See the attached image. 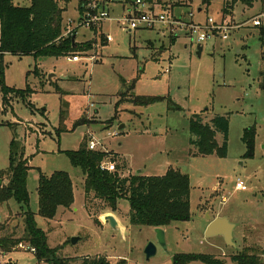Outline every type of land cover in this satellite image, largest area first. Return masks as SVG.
Wrapping results in <instances>:
<instances>
[{
  "label": "rangeland",
  "instance_id": "obj_1",
  "mask_svg": "<svg viewBox=\"0 0 264 264\" xmlns=\"http://www.w3.org/2000/svg\"><path fill=\"white\" fill-rule=\"evenodd\" d=\"M56 1L64 9L62 35H71L74 44L84 46L69 55L79 61L68 62V56L35 59L5 54L4 84L22 94L11 93L3 103L0 93V173L8 166L9 143L15 138L28 160V207L50 248H57L62 258L78 259V264L85 258L107 264H172L176 254L211 255L235 264L231 257L246 249L264 259V92L259 78L264 34L251 24L264 13V0H254L251 6L240 0L149 1L155 13L171 8L188 23L203 25L210 18L229 29L227 40L214 36L204 42L183 31L177 37L160 28L128 31L119 20L132 9L131 0ZM82 1L85 6L80 11ZM92 2L109 16L98 29L85 27L80 20ZM225 2L232 8L222 13ZM14 3L28 6L29 0ZM107 35L111 41L104 43ZM134 97L163 100L135 106ZM195 115L203 124L217 116L228 119L225 157L190 153L189 118ZM251 127L255 128L253 157L245 158L242 137ZM89 139L109 160L126 162L124 176L138 171L143 176H162L168 169L188 176L190 219L162 228L165 248L158 243L156 229L130 225L127 200L117 202L119 214H105L98 224L88 215L82 171L71 166L66 152L77 151ZM215 139L219 146L223 143L221 135ZM54 172L69 176L74 199L70 210L59 209L55 219L45 220L37 215L36 189L40 174L48 177ZM237 181L246 186L245 191L235 188ZM19 212L11 202L8 208L0 206L2 225L16 236L22 232ZM206 214L211 220L216 215L227 218L235 226V248L221 237H205ZM108 215L117 227L104 222ZM149 243L156 252L146 259ZM7 260L39 264L22 250L8 253Z\"/></svg>",
  "mask_w": 264,
  "mask_h": 264
},
{
  "label": "trees",
  "instance_id": "obj_2",
  "mask_svg": "<svg viewBox=\"0 0 264 264\" xmlns=\"http://www.w3.org/2000/svg\"><path fill=\"white\" fill-rule=\"evenodd\" d=\"M240 1L251 6L254 0ZM58 3L56 0H29L28 6H21L15 4L14 0H0V93L3 103H7L9 94L16 92L4 84L3 55H31L35 59L59 58L83 50L84 46L78 43L73 46L71 35H62L64 9ZM84 6L83 1L80 2V11ZM231 8L232 5L225 2L222 13H227ZM258 30L260 35L264 34L263 27ZM261 59L264 65V53ZM259 78L260 89L264 92V66ZM162 100L163 98L134 97L131 103L135 106H146ZM60 116L63 122L62 113ZM228 125V119L222 116L214 117L208 124H203L199 115L190 117L189 132L192 138L189 145L193 149H190V153L225 157ZM59 128L57 133L60 132ZM218 134L223 137L220 146L215 139ZM254 139L255 128L245 129L242 137L246 147L245 158L253 157ZM66 155L71 166L82 171L84 209L95 224H98L99 217L105 214H119L117 202L121 199L129 202L127 217L133 226L162 229L172 223L189 221L190 182L187 175L168 169L162 176H124L122 172L126 168V162L123 159L109 160L106 152L88 150L87 142L77 151L66 152ZM107 162L115 164V172L101 169L100 166ZM28 171V160L24 155L22 143L13 138L9 143L8 166L0 173V206L8 208L9 202L17 204L20 212L16 216L21 220L22 232L20 236H16L13 229L1 224L0 248L10 253L18 243H25L35 249L34 257L39 264H78V259L60 257L59 250L50 248L46 234L37 228L35 214L28 207ZM36 191L37 215L45 220L55 219L59 209L70 210L73 204L72 182L65 172H54L48 177L40 174ZM231 260L235 264H264V259L254 253L250 254L248 249L232 256ZM197 261L203 264H225L215 256L204 254H176L172 257V264H191ZM79 264L107 263L85 258Z\"/></svg>",
  "mask_w": 264,
  "mask_h": 264
},
{
  "label": "built area",
  "instance_id": "obj_3",
  "mask_svg": "<svg viewBox=\"0 0 264 264\" xmlns=\"http://www.w3.org/2000/svg\"><path fill=\"white\" fill-rule=\"evenodd\" d=\"M149 2L145 0H133L132 9L128 10L129 13L122 17L121 21L128 31H135L138 29L154 30L155 28L163 29L167 32L170 37H177L178 31L185 32V35L192 36L197 34V41L204 42L208 37H218L222 41L228 39L229 29L223 24H215L212 19L208 18L203 25L196 24L194 22L188 23L183 20L181 14H175L170 8H165L155 13L149 9ZM103 7H99L95 2L86 5V11L84 16L80 19L85 27H97L101 26L106 20H109L108 12ZM191 17V15H189ZM251 24L255 28L264 27V13L257 15L252 19ZM64 36V35H63ZM188 37V36H187ZM104 43H109L111 41L110 36H104ZM68 62H78L79 58L77 56H71L66 58ZM92 107V106H90ZM97 143L93 139L87 141V148L90 151L96 150ZM101 169H105L108 172H115L116 167L114 163L107 162L103 163ZM235 188L240 191H245L246 186L237 181ZM222 201H225L223 199ZM3 223L2 215L0 213V226ZM12 252L19 250L26 251L35 254V249L24 243H18ZM7 252H4L0 248V264H14L10 260H7Z\"/></svg>",
  "mask_w": 264,
  "mask_h": 264
},
{
  "label": "water",
  "instance_id": "obj_4",
  "mask_svg": "<svg viewBox=\"0 0 264 264\" xmlns=\"http://www.w3.org/2000/svg\"><path fill=\"white\" fill-rule=\"evenodd\" d=\"M74 37L72 38V43L74 46ZM202 51V48L200 46L197 47V54L198 56L200 55ZM123 128V126L119 127V131ZM139 175V173H138ZM207 215L208 219V225L205 230V237L206 238H212V237H221L225 243V245L230 246L232 248H235V243L233 241V231L235 226L228 221L227 218L224 217H217L214 219H210L209 215ZM104 222L109 223L112 228L117 227V222L115 218L112 215L105 216L103 218ZM156 235H157V240L160 246L165 248V240H164V231L162 229H156L155 230ZM77 241L76 238L72 239V244H75ZM155 247L153 244L149 243L145 249H144V254L146 259L151 258L152 256L155 255Z\"/></svg>",
  "mask_w": 264,
  "mask_h": 264
},
{
  "label": "crops",
  "instance_id": "obj_5",
  "mask_svg": "<svg viewBox=\"0 0 264 264\" xmlns=\"http://www.w3.org/2000/svg\"><path fill=\"white\" fill-rule=\"evenodd\" d=\"M128 166H129V164H128ZM130 169H131V167L129 166V171H130ZM138 173L141 174V171H138L137 174ZM217 217H220V216L219 215H216L215 218H217Z\"/></svg>",
  "mask_w": 264,
  "mask_h": 264
}]
</instances>
